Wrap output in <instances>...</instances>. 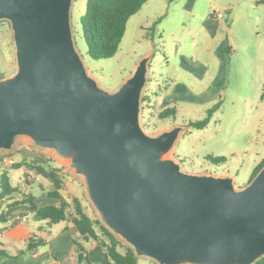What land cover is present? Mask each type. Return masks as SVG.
Instances as JSON below:
<instances>
[{"label":"water","instance_id":"obj_1","mask_svg":"<svg viewBox=\"0 0 264 264\" xmlns=\"http://www.w3.org/2000/svg\"><path fill=\"white\" fill-rule=\"evenodd\" d=\"M73 0H0L16 71L0 78V150L29 139L81 177L99 221L156 264H254L264 257V165L248 184L182 171L169 157L188 125H140L153 51L114 91L87 74Z\"/></svg>","mask_w":264,"mask_h":264},{"label":"rangeland","instance_id":"obj_2","mask_svg":"<svg viewBox=\"0 0 264 264\" xmlns=\"http://www.w3.org/2000/svg\"><path fill=\"white\" fill-rule=\"evenodd\" d=\"M185 1L148 0L128 20L115 55L94 60L86 55V44L79 24L87 0H73L71 24L76 48L82 55L87 74L96 80L99 87L108 91L116 90L130 76L140 57L154 52L142 92L145 99L141 100L140 125L148 135L156 136L176 125H187L189 121L202 119L207 109L219 102L218 109L205 128L198 130L188 127L179 135L169 157L181 162L182 171L229 175L234 178L237 187H242L257 174L253 176L256 170L262 168L258 169L264 161V3L258 4V0H188V6H194L193 13L187 16V23L182 27L179 21L186 17L181 10ZM167 9H170L168 15L163 16ZM212 9L223 14L219 32L227 40L225 47H228V51L222 54L225 62L211 88L199 96V102L189 103V97L199 93L205 84L197 91L188 87L189 78L180 68L183 64L172 57L173 54L175 57L182 54L189 61L192 58L212 60L205 48L209 39L201 27L204 18H210ZM158 17L161 19L153 25ZM170 30L178 39L175 48V38H170ZM158 33L162 39L158 38ZM233 49L238 52L235 54ZM167 57H170L174 76L165 75L168 70L165 66ZM15 71L12 29L9 21L0 20V78L10 76ZM164 76H168L170 82L176 79V82L187 85L176 104L175 118L160 119L158 113L164 109L157 110L156 103V107L152 105L153 94L149 90L157 80L166 81ZM205 80L208 84L210 78ZM160 87L163 88L162 84ZM207 156H224L226 161L215 164ZM50 170L61 182L59 194L69 215L68 220L74 213V198L79 201L85 214L99 220L95 208L86 197L81 177L71 173L51 151L36 147L27 138L16 139L10 151L0 150V175L6 174L14 190L10 195L16 198L15 203L19 205L25 204L23 200L26 196H32L30 186L34 181L29 182L27 195L23 191L24 182L29 176L39 177L37 186L45 183L52 186L51 180L43 176ZM52 190L53 186L47 195Z\"/></svg>","mask_w":264,"mask_h":264},{"label":"crops","instance_id":"obj_3","mask_svg":"<svg viewBox=\"0 0 264 264\" xmlns=\"http://www.w3.org/2000/svg\"><path fill=\"white\" fill-rule=\"evenodd\" d=\"M193 8V4L188 6V0H186L181 7L186 17L179 21V25L182 27L185 26L187 23L186 20L188 19L187 16H191ZM169 10L170 9H167L163 16H167ZM209 17L210 18H204V24L201 27L209 39L205 48L210 52L213 61L209 59L206 61L203 59L199 61L198 58H192V60L189 61L187 56L182 54L178 57H175L173 54L174 57H172L181 61L183 64L180 68L185 71L187 78H189L188 87L197 91L203 83L205 84L202 86L203 88L201 87L199 93L196 92V94L189 97L191 98V102L189 103L199 102V96L203 92L206 93L211 88L216 78L221 73L225 62V58L224 60L222 59V54L225 51L224 47L226 46L225 42L227 40H225V36L221 35L219 32L221 29L220 21L222 19H216L212 15ZM160 19L161 17L155 19L153 25ZM157 35L158 38L162 39L160 33ZM170 38H175L173 41L175 48L178 43L176 34L171 32ZM165 42L166 41H163V43ZM233 52L236 54L238 51L233 49ZM169 60L170 57L165 58V66L168 68L165 75L174 76L175 72L172 71ZM168 76H164L167 78L166 81L157 80L155 85L149 90L153 94L152 105L154 106L156 103L157 107H154H156L157 110L174 106L177 112L176 104L178 100L182 98V89L186 84L184 82H176V79L170 82L169 80L171 79H169ZM207 77L210 78L208 84H206L207 81L205 80ZM159 83L162 84V89H160L161 84ZM38 179L33 180L34 183L32 182L30 186V193L34 198V203L38 207L58 205V199L47 195V192L52 189V186L49 185V183L37 186L36 181ZM15 202L16 198L13 195L0 198V249H4L14 256L12 258L0 256V264H79L77 262L74 241L81 243L85 247L92 264H114L99 243L92 239L84 240L83 236L78 233L76 227L70 220L66 219L57 223H50L45 219L39 220L33 216V213L28 211V206L26 204L19 205ZM20 215H26V221H21L19 219ZM32 237L43 240L44 245L38 247L36 250L27 251L26 247L28 240ZM19 251L24 252L22 254H17ZM137 264H153V262L148 258L139 257Z\"/></svg>","mask_w":264,"mask_h":264},{"label":"trees","instance_id":"obj_4","mask_svg":"<svg viewBox=\"0 0 264 264\" xmlns=\"http://www.w3.org/2000/svg\"><path fill=\"white\" fill-rule=\"evenodd\" d=\"M148 0H87L85 12L79 18L82 39L86 44V55L94 60L107 59L115 55L119 44L125 34L126 24L131 16L137 13ZM258 4L264 3V0H258ZM156 23H154L155 25ZM228 51V47H225ZM144 97L142 101H144ZM219 102L208 108L205 117L199 120L187 122L188 127L193 129L205 128L214 112L218 109ZM176 109L174 107L164 109L158 113L160 119L172 117L175 118ZM212 163H224V156H207ZM264 165L262 162L260 169ZM258 170L253 174L257 173ZM42 172V171H40ZM46 174L45 172H43ZM52 182L53 190L48 193L49 197L59 200L58 205H46L38 207L34 203L32 196H26L23 202L28 205V211L33 213L36 219H45L50 223H57L68 219L66 207L59 194L60 180L57 175L50 170L46 175ZM14 190L6 174L0 175V198L10 195ZM74 213L71 216V222L76 227L78 233L83 236L84 240H95L105 250L109 259L114 264H137V257L132 249L124 244L120 239L114 236L98 219H92L84 213L79 201L74 198ZM44 241L30 238L26 247L27 251L36 250L43 246ZM75 251L77 253V262L79 264H92L85 247L74 241ZM19 251L17 254H22ZM0 256L14 257L4 249H0ZM254 264H264V257Z\"/></svg>","mask_w":264,"mask_h":264},{"label":"built area","instance_id":"obj_5","mask_svg":"<svg viewBox=\"0 0 264 264\" xmlns=\"http://www.w3.org/2000/svg\"><path fill=\"white\" fill-rule=\"evenodd\" d=\"M210 13H211V15L214 17V18H216V19H222L223 18V14L221 13V12H216L214 9H212L211 11H210ZM36 179H38V177L37 176H29V178H27L26 180H25V185L23 186V191H24V193L27 195L28 193H29V182L30 181H33V180H36ZM19 219L21 220V221H26V219H27V216L26 215H21V216H19ZM33 239H37L36 237H32Z\"/></svg>","mask_w":264,"mask_h":264}]
</instances>
